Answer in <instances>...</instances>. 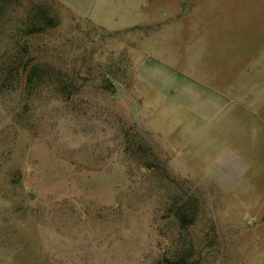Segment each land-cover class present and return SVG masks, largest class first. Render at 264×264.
I'll use <instances>...</instances> for the list:
<instances>
[{
	"label": "rangeland",
	"instance_id": "obj_1",
	"mask_svg": "<svg viewBox=\"0 0 264 264\" xmlns=\"http://www.w3.org/2000/svg\"><path fill=\"white\" fill-rule=\"evenodd\" d=\"M117 1L0 0V264H264V94L233 189L174 140L195 86L264 88V0Z\"/></svg>",
	"mask_w": 264,
	"mask_h": 264
},
{
	"label": "crops",
	"instance_id": "obj_2",
	"mask_svg": "<svg viewBox=\"0 0 264 264\" xmlns=\"http://www.w3.org/2000/svg\"><path fill=\"white\" fill-rule=\"evenodd\" d=\"M62 1L76 12L82 14H100V11H102L100 8H102L105 2L107 3L105 13H115V2L119 4L117 0H82L84 6L82 7L79 5L78 7L77 4L71 2V0H69L70 2L68 0ZM213 78L224 79L226 75L224 73L223 76H215ZM233 88L231 87L230 89L229 87H223L222 85L212 82L209 85H197L194 87L191 97L193 101L191 100V104L187 102L189 100L188 98L185 99L187 100L186 104L178 97L177 105L180 108L177 110L182 113L179 115L181 119L178 118L180 121L178 125L179 127L184 126V129L182 134L180 132L177 138H173L175 141H181L180 139H182L183 136L192 134V139H190L189 143L192 144V149H194L193 151L195 154L193 155L202 162H206L208 173L216 182L222 187H229L230 189H233L236 183L241 181L250 169L248 161L246 160L248 154L245 150V144L246 139L251 140L254 138L257 127L258 112L252 109L255 106L245 108L242 106L241 102L248 103V101L245 100V95L247 94H264L263 87H245L238 85L235 86L234 89ZM259 98L260 96H255L254 100H259ZM170 109L169 114L175 116ZM244 109L246 114L243 112ZM156 114H154V116ZM232 117H237L241 120L243 117L251 119L250 121H252L253 124H250V122L246 123L242 120L246 128L239 129L238 134H234L237 138H231V142L235 141L232 142V145L217 142V139L215 140L213 136L219 131L220 125H223L224 128L226 127V131L228 129V133L223 132L222 135H228L233 132L231 123L227 121V119H233ZM215 144L217 145L216 148H214ZM242 168H244L243 172L240 171Z\"/></svg>",
	"mask_w": 264,
	"mask_h": 264
},
{
	"label": "trees",
	"instance_id": "obj_3",
	"mask_svg": "<svg viewBox=\"0 0 264 264\" xmlns=\"http://www.w3.org/2000/svg\"><path fill=\"white\" fill-rule=\"evenodd\" d=\"M36 9L33 10V14L35 15V18L38 21V26L36 27L34 33L41 34L47 31L48 29L56 28L59 24L58 16L54 13L53 8L50 6H47V8L42 6L35 7ZM45 8V9H44ZM31 77H29V80H31ZM142 143L139 145L140 148H138V151L140 152H147L150 153L151 149L148 147L145 141L141 139ZM127 145L128 149L133 145L131 139H127ZM188 207V205H186ZM185 207V208H186ZM189 209V207H188ZM188 210L180 212L177 214L178 224L179 227L182 230H188L190 227L195 225V215L190 216L188 215ZM192 211V210H191ZM169 264V262H167ZM188 263V256H182L180 258V261L175 264H187Z\"/></svg>",
	"mask_w": 264,
	"mask_h": 264
}]
</instances>
